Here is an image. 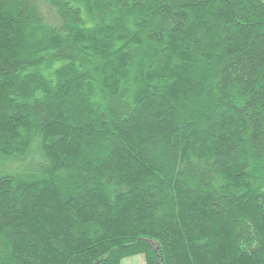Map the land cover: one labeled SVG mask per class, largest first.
I'll list each match as a JSON object with an SVG mask.
<instances>
[{"label": "trees", "instance_id": "16d2710c", "mask_svg": "<svg viewBox=\"0 0 264 264\" xmlns=\"http://www.w3.org/2000/svg\"><path fill=\"white\" fill-rule=\"evenodd\" d=\"M264 264V0H0V264Z\"/></svg>", "mask_w": 264, "mask_h": 264}, {"label": "rangeland", "instance_id": "374dc122", "mask_svg": "<svg viewBox=\"0 0 264 264\" xmlns=\"http://www.w3.org/2000/svg\"><path fill=\"white\" fill-rule=\"evenodd\" d=\"M123 264H144V261H143V257L138 256L125 260Z\"/></svg>", "mask_w": 264, "mask_h": 264}]
</instances>
